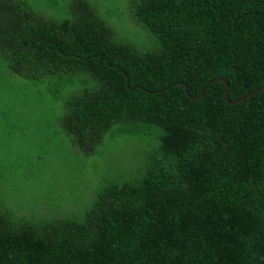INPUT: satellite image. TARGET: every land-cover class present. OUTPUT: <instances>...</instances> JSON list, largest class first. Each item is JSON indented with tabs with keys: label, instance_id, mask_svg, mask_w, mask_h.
I'll return each mask as SVG.
<instances>
[{
	"label": "trees",
	"instance_id": "16d2710c",
	"mask_svg": "<svg viewBox=\"0 0 264 264\" xmlns=\"http://www.w3.org/2000/svg\"><path fill=\"white\" fill-rule=\"evenodd\" d=\"M128 7L153 49L122 42L90 0L61 20L0 0V62L73 90L60 127L76 152L107 134L157 141L137 181L83 211L18 216L0 196V264H264V0ZM221 78L231 102L253 96L230 104Z\"/></svg>",
	"mask_w": 264,
	"mask_h": 264
},
{
	"label": "rangeland",
	"instance_id": "374dc122",
	"mask_svg": "<svg viewBox=\"0 0 264 264\" xmlns=\"http://www.w3.org/2000/svg\"><path fill=\"white\" fill-rule=\"evenodd\" d=\"M22 1L47 18L69 17L70 0ZM90 1L122 42L142 52L153 49L148 32L129 15V0ZM55 84L27 82L0 62V196L21 211L18 216L83 211L102 186L137 181L157 144L153 136L107 134L95 155L76 152L60 127L64 100L73 90L57 97L51 90Z\"/></svg>",
	"mask_w": 264,
	"mask_h": 264
},
{
	"label": "water",
	"instance_id": "95a60500",
	"mask_svg": "<svg viewBox=\"0 0 264 264\" xmlns=\"http://www.w3.org/2000/svg\"><path fill=\"white\" fill-rule=\"evenodd\" d=\"M220 81H223V82H225L226 83V85H227V100H228V102L230 103V104H232V105H236V104H238V103H240L241 101H244V100H246L247 98H249V97H252L253 95H257V94H259V93H261V92H263L264 91V89L263 90H261L260 92H257V93H255V94H253V95H250V96H248V97H246V98H244V99H242V100H240V101H238V102H231L230 101V84H229V82L226 80V79H223V78H221V79H219ZM215 82H212L208 87H207V89H206V91L214 84ZM186 85V87H188L187 86V84H185ZM206 91L203 93V95L201 96V97H203L204 95H205V93H206ZM200 97V98H201ZM195 99V98H194Z\"/></svg>",
	"mask_w": 264,
	"mask_h": 264
}]
</instances>
